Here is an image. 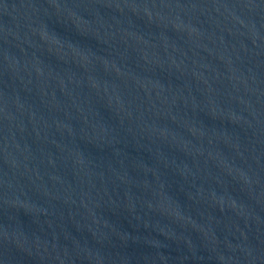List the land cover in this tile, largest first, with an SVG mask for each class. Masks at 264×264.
Returning <instances> with one entry per match:
<instances>
[{
  "label": "water",
  "instance_id": "water-1",
  "mask_svg": "<svg viewBox=\"0 0 264 264\" xmlns=\"http://www.w3.org/2000/svg\"><path fill=\"white\" fill-rule=\"evenodd\" d=\"M0 264H264V0H0Z\"/></svg>",
  "mask_w": 264,
  "mask_h": 264
}]
</instances>
